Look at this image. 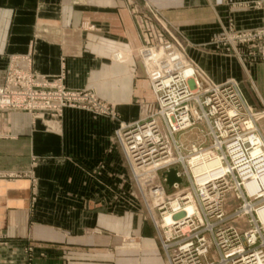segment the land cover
Masks as SVG:
<instances>
[{"label":"crops","instance_id":"0c3cea01","mask_svg":"<svg viewBox=\"0 0 264 264\" xmlns=\"http://www.w3.org/2000/svg\"><path fill=\"white\" fill-rule=\"evenodd\" d=\"M247 1L0 0V85L30 57L36 74H63L69 89L94 88L120 120H140L151 91L138 57L136 3L160 10L185 35L190 60L216 83L235 80L264 112V62H243L210 43L230 25H263L264 10L239 5ZM258 125L264 137V116ZM118 126L83 108H65L51 122L25 110L0 112V264H170L114 140Z\"/></svg>","mask_w":264,"mask_h":264},{"label":"built area","instance_id":"2783aa9c","mask_svg":"<svg viewBox=\"0 0 264 264\" xmlns=\"http://www.w3.org/2000/svg\"><path fill=\"white\" fill-rule=\"evenodd\" d=\"M239 5L264 10V0ZM131 12L142 40L138 56L152 94L140 102V120H120L94 88L69 89L63 74H36L30 57L25 58L26 67L7 70L0 85V112L25 110L51 122L72 107L117 119L114 140L137 188L146 193L142 196L147 210L159 213V219H152L170 264H264V137L258 125L264 112L246 102L235 80L216 83L190 60L185 35L160 10L134 3ZM82 27L95 29L89 21ZM210 43L243 62H264V23L253 29L230 25ZM121 54L113 57L122 60ZM184 66L194 69L189 77L183 75ZM195 128L208 142H191L188 150L174 138ZM173 168L182 181L168 189L163 173ZM5 238L0 232V244ZM27 253L32 261L34 248L27 247Z\"/></svg>","mask_w":264,"mask_h":264},{"label":"rangeland","instance_id":"374dc122","mask_svg":"<svg viewBox=\"0 0 264 264\" xmlns=\"http://www.w3.org/2000/svg\"><path fill=\"white\" fill-rule=\"evenodd\" d=\"M182 40H184V39H182ZM184 42V45H185V42H186V40H184L183 41ZM166 52V54L168 55V57H169V59L171 58L172 59V56H171V54H170V52L169 51H165ZM139 57V56H138ZM170 59V60H171ZM182 61H185V62H187L186 60H185V58L184 57H182L181 56V58H180ZM141 62V61H140ZM171 62V64H172V66H174V63H172V61H170ZM142 63V62H141ZM178 64H177V62L175 63V66H177ZM150 98H152V94H151V97ZM141 104V103H140ZM164 132H166V131H164ZM174 138H176V139H178V140H180V141H182V142H185L186 143V146H188L187 148H188V150H189V148H190V143L191 142H198V143H206V142H208V140L206 141V138L204 137V136H202V135H200L199 134V130L197 129V128H195V129H193L192 131H190V132H185V133H178V134H176V136H174ZM168 142H169V144L171 145V146H173V140H172V138L171 137H168ZM166 183H167V181H166ZM168 185V184H167ZM168 189H170V187L168 186ZM139 190V189H138ZM170 191H172V190H170ZM139 192H140V190H139ZM141 193V192H140ZM141 195H143L142 193H141ZM143 199H144V197H143ZM145 200V199H144ZM234 207H235V202H233V203H230L229 205H228V210H229V212H232L233 211V209H234ZM149 209V208H148ZM148 213H149V215L151 216V217H153V216H155L157 219H159V213H158V211L157 210H155L154 209V211H153V209H152V211L149 209L148 211H147ZM237 224L240 226V227H242V228H244V227H246L245 225V223H244V221H242V220H238L237 221Z\"/></svg>","mask_w":264,"mask_h":264},{"label":"water","instance_id":"95a60500","mask_svg":"<svg viewBox=\"0 0 264 264\" xmlns=\"http://www.w3.org/2000/svg\"><path fill=\"white\" fill-rule=\"evenodd\" d=\"M163 175L167 178V184L171 188L175 182H181L182 178L177 176V170L175 168L170 171H166Z\"/></svg>","mask_w":264,"mask_h":264},{"label":"bare ground","instance_id":"6f19581e","mask_svg":"<svg viewBox=\"0 0 264 264\" xmlns=\"http://www.w3.org/2000/svg\"><path fill=\"white\" fill-rule=\"evenodd\" d=\"M121 56L123 57V59H127V57H128V55H126L125 53H122L121 54ZM127 56V57H126ZM122 59V60H123ZM122 60H120V61H122ZM193 71H194V69H193V67L192 66H184V73H183V75H184V77L186 76V77H189L192 73H193ZM253 123V122H252ZM205 168H208V166L207 167H205ZM189 210H193V207H190L189 208ZM172 221V218L170 217V215H166L165 216V222L166 223H170Z\"/></svg>","mask_w":264,"mask_h":264}]
</instances>
